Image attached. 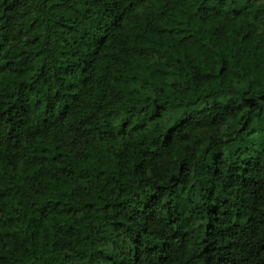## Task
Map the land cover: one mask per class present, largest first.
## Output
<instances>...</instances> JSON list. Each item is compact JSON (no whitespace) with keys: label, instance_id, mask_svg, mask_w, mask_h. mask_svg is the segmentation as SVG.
<instances>
[{"label":"trees","instance_id":"16d2710c","mask_svg":"<svg viewBox=\"0 0 264 264\" xmlns=\"http://www.w3.org/2000/svg\"><path fill=\"white\" fill-rule=\"evenodd\" d=\"M0 264H264V0H0Z\"/></svg>","mask_w":264,"mask_h":264}]
</instances>
